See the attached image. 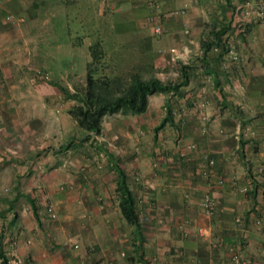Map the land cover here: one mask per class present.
Instances as JSON below:
<instances>
[{"label": "crops", "instance_id": "obj_1", "mask_svg": "<svg viewBox=\"0 0 264 264\" xmlns=\"http://www.w3.org/2000/svg\"><path fill=\"white\" fill-rule=\"evenodd\" d=\"M182 1L0 0V191L9 184L0 207V246L9 264H229L232 251L247 264H264V172L256 170L264 165V0L262 13L247 18L241 0H185V13H175ZM8 14L23 21L13 26ZM151 16L163 26L161 35L153 33ZM71 18L84 34L132 28L135 59L117 70L163 82L185 79L179 93L148 95L143 113L104 115L100 133L89 137L97 142V161L83 159L87 167L79 175L63 168L69 163L57 164L56 156L88 139L68 145L82 132L63 124L72 125L68 107L53 104L73 103L60 88L75 92L85 78L59 73L58 82H30L24 74L49 66L50 34H69L58 47H78ZM100 41L86 46L85 70L89 48H100ZM228 48L237 53L236 62ZM202 100L210 116L206 132L199 128ZM166 107L171 116L163 124ZM56 111H63L58 122ZM168 130L171 141L158 142ZM55 134L66 142L57 147ZM179 142L195 148L179 158ZM205 155L215 159L211 172L223 184L202 175ZM116 166L135 197L138 231L120 213ZM62 183L65 189L56 186ZM243 185L245 195L238 191ZM204 190L216 203L211 218L201 212ZM46 198L54 199L51 209L62 212V222L53 225L58 218H51ZM237 215L241 224L234 222ZM256 217L261 226L254 225ZM199 225H210L211 236H198ZM8 230H15V241Z\"/></svg>", "mask_w": 264, "mask_h": 264}, {"label": "trees", "instance_id": "obj_2", "mask_svg": "<svg viewBox=\"0 0 264 264\" xmlns=\"http://www.w3.org/2000/svg\"><path fill=\"white\" fill-rule=\"evenodd\" d=\"M209 43L206 45L208 48ZM102 58L98 44L89 48V61L86 65L85 85L75 92H69L66 88H60L67 98L73 100V104L67 108V113L75 123V127L82 132L80 136H71L68 145L74 139L85 141L91 135H98L101 131V121L104 115L113 113L140 114L146 110L147 97L150 94L179 93L180 86L185 82H163L156 77L141 78L137 73L128 75L107 76L102 73L98 61ZM183 76L186 74L181 71ZM167 117L163 124L170 119L171 111L166 107ZM117 178L115 182V194L118 197V206L122 217L132 224L138 231L140 224L136 210V201L126 180L125 171L119 166L115 167ZM35 217L36 207L29 200ZM3 234L0 235V244ZM0 264H9L6 255L0 246Z\"/></svg>", "mask_w": 264, "mask_h": 264}, {"label": "rangeland", "instance_id": "obj_3", "mask_svg": "<svg viewBox=\"0 0 264 264\" xmlns=\"http://www.w3.org/2000/svg\"><path fill=\"white\" fill-rule=\"evenodd\" d=\"M242 1V0H241ZM69 27L70 30L72 31V36L73 38L80 44H78V47H76L75 49L71 50L70 48H68L65 44H61V46H56L58 43L63 42V39L68 36L69 34H50V43H52L53 46H50L49 50L51 53V60L48 62V65H44V66H38V71L42 74H47L48 79H51L52 81H57L58 82V75L59 73H64V74H68V75H76V76H82L85 78V72L86 70L84 69V63L83 60L85 59L83 54L85 53V51L87 50L86 46L90 43L94 42L95 38H100V49L106 53L104 58H101L98 61V66L100 68H102V73L106 74L107 76H115V75H128V72H122L120 70H117V68L119 67H124L125 65H128L132 62V60L135 59V56L132 54V50L133 47L132 44L134 43V39H133V31L132 28H127L126 31L124 32H120V33H116L114 31H108V30H102L101 34H84V30L82 28H80L78 22L74 19L71 18L69 21ZM61 41V42H60ZM136 57H138V55H136ZM141 58H143V56H139ZM46 72H43V71ZM38 71H35L32 73H24L26 78H28V80H30V82L32 81V79H37V80H43L37 77L36 73ZM139 71L140 74H144L145 71L143 70H137ZM46 82L49 80H45ZM168 82V81H167ZM170 82H176V81H170ZM45 83V82H44ZM66 88V87H64ZM81 87H76L77 89H80ZM34 89V87H33ZM67 89V88H66ZM60 103L63 106L69 107L71 106L73 103H63L62 101L56 102L55 104H53V109H57L60 106ZM63 113V111H60V113H55V117H56V122L59 121L58 117ZM161 112H166V109L161 108ZM160 116L158 113V117L155 119V122H158ZM72 121V125L71 123L67 122V120L63 121V124H65L66 127H71V126H75V123ZM62 122V121H61ZM172 132L171 130H168V132L166 133V135H162L161 138L159 139L158 142H160L162 139H169V141H171L172 138ZM49 136H51V132H49ZM74 136H80V134L74 133ZM54 142L57 145V147H59V142H66V137L60 136V134H55L54 136ZM76 139H74L75 141ZM73 141V142H74ZM75 152V153H74ZM98 153V147H97V142L94 139H88V141L83 144L81 143V145L79 147L75 148V151L73 149V151H70L69 153H66V155L61 154L60 156H56V163H62L65 162L66 164L69 163L70 167H63L66 171L69 170L68 168H71V170H73L74 173L76 174H80L81 170L80 167H87L84 163H83V159H90L93 161H97V157L96 154ZM74 154H76L74 156ZM83 156V157H82ZM81 161H78V160ZM80 162V163H79ZM64 184V183H62ZM61 185V184H60ZM60 185H56V186H60ZM5 187H2V191H0V207L1 204H3V198H5V195L8 191H5V188H9V184H4ZM48 201V202H47ZM45 203L47 205V209L54 203V199H45ZM51 208V207H50ZM56 208V207H55ZM57 210V215L56 217L58 219L56 220H52L53 225H56L60 222H62L61 218H62V212L60 213ZM50 212V211H49ZM56 214V213H55ZM55 217V218H56ZM54 218V219H55ZM57 222V223H56ZM8 233V238H11L13 236H15V230L13 232H10L9 230L7 231ZM17 237V236H16ZM11 238L9 241H15L16 238L14 239Z\"/></svg>", "mask_w": 264, "mask_h": 264}, {"label": "built area", "instance_id": "obj_4", "mask_svg": "<svg viewBox=\"0 0 264 264\" xmlns=\"http://www.w3.org/2000/svg\"><path fill=\"white\" fill-rule=\"evenodd\" d=\"M187 1L183 0L181 3V6L179 8H177L175 10V13L178 14H184L187 8ZM262 9H263V5H262V0H242L241 1V14L244 18H247L250 14H255L256 16L260 15L262 13ZM6 20L12 24L13 26H16L17 24H19L20 22L23 21L22 17H16L13 16L11 14H8L6 16ZM149 21L151 22L152 25V31L155 35H161L165 30L163 28V26L161 25V23L158 22L157 18L154 16H151L149 18ZM184 31L187 32L188 29L187 27L184 28ZM212 49L215 52H220V46L219 45H214L212 47ZM171 53L175 52L174 48H170L169 50ZM228 58L232 61V62H236L238 60V55L236 52H234L231 48H228ZM37 77L43 80H48L47 74H42L39 71L36 73ZM199 108L201 109L200 115H199V128L201 132H206L207 130V124L210 121V116L208 114V112L206 111L207 108V101L206 100H202L201 102H199L198 104ZM251 136L254 135L253 132L250 133ZM195 148V143L194 142H179V151H178V156L179 158H184L186 156V153L188 151H191ZM205 161H206V166L205 168L202 170V175L209 179L212 180V182H214L217 185H221L224 183V179L223 178H214L213 177V173L211 172V167L214 165L215 163V159L211 156L205 155L204 156ZM257 172H264V165H259L256 168ZM60 189H65L66 188V184H61L59 186ZM238 191L241 194H246L248 191V187L243 185V186H239L238 187ZM51 207V206H50ZM49 207L50 210V216L51 218H55L56 214L54 211H52V209ZM215 209H216V203L213 199V197L211 196L209 190H204L201 194V212L202 214L206 217V218H211L213 216V214L215 213ZM234 222L236 224H241L243 222L242 218L237 215L234 218ZM254 225L256 226H261L262 225V220L260 217H256L253 220ZM196 233L198 236L202 237V238H208L211 236V232L212 229L210 227V225H199L195 227ZM188 232L187 231H183V235H187ZM212 245H215L214 242L211 243ZM263 253H264V249H263ZM120 255L122 257H125L126 254L124 251L120 252ZM228 263L229 264H247V260L241 256L238 252L236 251H232L231 254L229 255V259H228ZM81 264H84L83 262H81ZM126 264H129L128 262H126ZM135 264H142V262L137 261ZM222 264H226V263H222Z\"/></svg>", "mask_w": 264, "mask_h": 264}]
</instances>
